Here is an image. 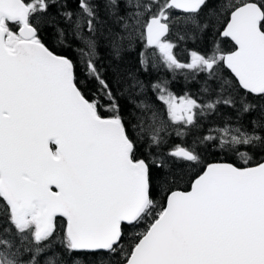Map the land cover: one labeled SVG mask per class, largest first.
<instances>
[{
	"label": "snow or ice",
	"instance_id": "1",
	"mask_svg": "<svg viewBox=\"0 0 264 264\" xmlns=\"http://www.w3.org/2000/svg\"><path fill=\"white\" fill-rule=\"evenodd\" d=\"M0 264H264V0H0Z\"/></svg>",
	"mask_w": 264,
	"mask_h": 264
},
{
	"label": "trees",
	"instance_id": "2",
	"mask_svg": "<svg viewBox=\"0 0 264 264\" xmlns=\"http://www.w3.org/2000/svg\"><path fill=\"white\" fill-rule=\"evenodd\" d=\"M41 35L45 36L46 33L42 32ZM222 47H224L226 50H228V49L232 48V45L229 42V44L222 45ZM204 48H205V45L202 42H191V41H189L186 45L181 44L179 47L174 49V54L176 55L178 60H180L181 62H187L190 50L203 51ZM102 51H103V49H102ZM77 74H78V76L80 75L79 68L77 69ZM181 75H182V73L180 71H177L176 73H172V72H169L165 69H162L158 73H153L150 78L155 80L158 76L159 78L167 79L168 81H170V84H169L170 90L172 92H174L176 95H183L184 90H185L184 89L185 81H184V76L181 77ZM145 79H149V77H146ZM78 83L86 95L91 94V89L87 84H85L82 80H78ZM149 94L152 95L151 93H149ZM102 114H104L103 111H102ZM173 139L176 143L180 142V140L178 138L173 137ZM206 161H207V163H210V162H227V163H233L236 166H244L243 162L240 161L236 156L231 155V154H223V153H220L218 151L213 152L210 155H206ZM253 165H254V162H253ZM157 199L159 200V197H157ZM62 226H63V221H62V219L58 218V227H62ZM146 227H147V223L145 222V224H143L141 226V228L137 229L136 231H143L144 228H146ZM131 235L132 234L129 235V238H131Z\"/></svg>",
	"mask_w": 264,
	"mask_h": 264
},
{
	"label": "water",
	"instance_id": "3",
	"mask_svg": "<svg viewBox=\"0 0 264 264\" xmlns=\"http://www.w3.org/2000/svg\"><path fill=\"white\" fill-rule=\"evenodd\" d=\"M53 148L55 147L54 145L52 146ZM210 163H227V162H210ZM253 166V165H250Z\"/></svg>",
	"mask_w": 264,
	"mask_h": 264
},
{
	"label": "rangeland",
	"instance_id": "4",
	"mask_svg": "<svg viewBox=\"0 0 264 264\" xmlns=\"http://www.w3.org/2000/svg\"><path fill=\"white\" fill-rule=\"evenodd\" d=\"M188 59H189V55H188ZM188 59H187V62H188ZM184 75L182 74L181 77H183Z\"/></svg>",
	"mask_w": 264,
	"mask_h": 264
}]
</instances>
